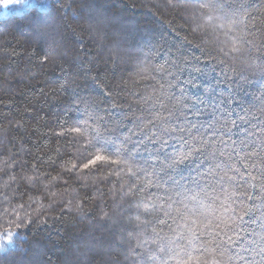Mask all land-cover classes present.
Segmentation results:
<instances>
[{"label":"trees","instance_id":"obj_1","mask_svg":"<svg viewBox=\"0 0 264 264\" xmlns=\"http://www.w3.org/2000/svg\"><path fill=\"white\" fill-rule=\"evenodd\" d=\"M219 2L33 0L0 11V264H153L152 228L171 233L137 226L138 215L148 220L137 205L151 204L148 196L168 203L177 192L202 199L235 168L245 176L236 186L257 211L231 247L248 264H264V175L253 167L264 165V0H222L227 17L200 7ZM231 19L238 23L229 27ZM232 43L243 50L231 52ZM85 119L89 135L71 131ZM148 121L185 129L184 140L197 129L204 138L191 141L198 151L189 161L147 175L159 167L160 148L148 143L151 125L136 130ZM105 125H119L122 136L131 130L141 145L131 173L126 165L81 167L99 150L88 147L92 129ZM163 139L161 160L180 150Z\"/></svg>","mask_w":264,"mask_h":264},{"label":"snow or ice","instance_id":"obj_2","mask_svg":"<svg viewBox=\"0 0 264 264\" xmlns=\"http://www.w3.org/2000/svg\"><path fill=\"white\" fill-rule=\"evenodd\" d=\"M200 7L209 10H220L226 17L231 14V6L223 3L222 0L215 4H201ZM236 23L238 21L231 19L229 27ZM123 26L126 31H132L134 27L130 23H125ZM236 39L239 40V37ZM230 50L233 53H238L243 49L237 47L236 43H232ZM225 54L227 55V53ZM115 107L117 105H113V108ZM171 115L169 113V117ZM162 119L159 116L154 117V120L157 121ZM87 123L86 119L80 121L81 126L71 129V131L82 136L89 135V130L86 127ZM149 125H151L155 135V141L149 140L148 143H151L152 147L156 149V143L160 142V148L156 149V160L159 167L146 173L147 175H155L157 172L167 175L169 170L175 169L189 161L190 157L198 151V149L191 146V141L204 138L203 133H199L197 129V136H190L188 140H184L178 133H183L185 129H175L166 123H160L158 126L153 121L137 125L136 130L142 132ZM117 127L119 125L111 128L105 125L103 130L100 128L92 129V138L88 141V147L99 150L86 163L81 165L83 169L102 164L126 165L131 173L133 168L139 167L138 164H130V161L134 160L133 153L137 152L141 145L133 141L131 130H129L127 136H122L117 131ZM193 128H196V125H192L187 131L191 133ZM165 136L170 140L176 139L180 143V150L174 149L171 154L164 153L163 160H161L160 154L168 146V142L163 139ZM145 150L147 149L145 148ZM221 154L223 155V152ZM249 155H255V152ZM220 167L219 164L216 165V168ZM253 167L261 168V174L264 175V165H253ZM233 170L238 175H229L228 171L219 174V190L212 189L211 193L204 192L202 199L198 198L199 193L184 196L177 192L176 195L180 198L173 199L170 197L168 203L161 201L157 205L156 199L148 196L146 200H151V204L144 202L137 205L139 211L148 217V220H141L138 215L136 219L137 226L152 222L161 226V231H163V226L167 225L171 233V235L161 236L156 227L152 228V233L156 237L152 243L157 244V241H159L156 250H149L148 252V259L153 264H170V262H174V264H234V261L248 264L246 258L235 252V249L231 246L237 242V238L240 236L245 217L249 216L250 213H254L257 209L245 203L244 197H247L248 200L253 199V197L247 191H240L239 187L236 186L238 179L241 181L245 180L244 174L240 173L238 168ZM120 171H123V169ZM120 171H117L115 175L119 176ZM248 176L252 180L260 179L258 176L252 177L251 172H248ZM151 183V181H148V186H151ZM157 184L160 187L163 186L159 184V181H157ZM260 191L264 193V184L260 185ZM210 197L212 202L206 204L205 201ZM173 205H176V207L174 208ZM237 207L240 209L239 212L236 211ZM261 208H264V204L261 205ZM160 214H163L165 219H160ZM260 219L264 220V212L261 213ZM172 225H175V227ZM229 233H232V235H229ZM11 242L9 240V243ZM139 243L143 244L142 241ZM242 251H247V249L242 248ZM194 253H199V255H194ZM257 254L264 255V248H261Z\"/></svg>","mask_w":264,"mask_h":264},{"label":"rangeland","instance_id":"obj_3","mask_svg":"<svg viewBox=\"0 0 264 264\" xmlns=\"http://www.w3.org/2000/svg\"><path fill=\"white\" fill-rule=\"evenodd\" d=\"M28 2H32L33 0H26ZM28 2L25 3L24 0H4V2H0V11L3 12L7 9H18L24 7Z\"/></svg>","mask_w":264,"mask_h":264},{"label":"clouds","instance_id":"obj_4","mask_svg":"<svg viewBox=\"0 0 264 264\" xmlns=\"http://www.w3.org/2000/svg\"><path fill=\"white\" fill-rule=\"evenodd\" d=\"M0 2H4V0H0Z\"/></svg>","mask_w":264,"mask_h":264}]
</instances>
